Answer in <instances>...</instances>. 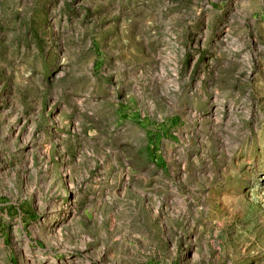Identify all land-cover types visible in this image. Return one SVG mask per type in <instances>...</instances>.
<instances>
[{
  "label": "rangeland",
  "instance_id": "1",
  "mask_svg": "<svg viewBox=\"0 0 264 264\" xmlns=\"http://www.w3.org/2000/svg\"><path fill=\"white\" fill-rule=\"evenodd\" d=\"M0 264H264V0H0Z\"/></svg>",
  "mask_w": 264,
  "mask_h": 264
}]
</instances>
